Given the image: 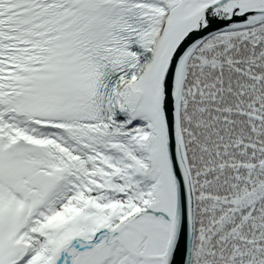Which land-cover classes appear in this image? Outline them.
<instances>
[{
  "label": "snow or ice",
  "instance_id": "6c2138e0",
  "mask_svg": "<svg viewBox=\"0 0 264 264\" xmlns=\"http://www.w3.org/2000/svg\"><path fill=\"white\" fill-rule=\"evenodd\" d=\"M0 264H264V0H0Z\"/></svg>",
  "mask_w": 264,
  "mask_h": 264
}]
</instances>
